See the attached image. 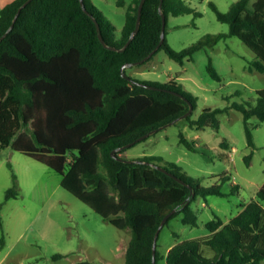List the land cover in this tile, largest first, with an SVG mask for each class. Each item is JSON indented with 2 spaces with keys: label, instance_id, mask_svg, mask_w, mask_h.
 <instances>
[{
  "label": "trees",
  "instance_id": "16d2710c",
  "mask_svg": "<svg viewBox=\"0 0 264 264\" xmlns=\"http://www.w3.org/2000/svg\"><path fill=\"white\" fill-rule=\"evenodd\" d=\"M26 1L15 0L0 11V38ZM85 3L100 23L106 42L123 48L137 27L141 0L129 7L120 32L91 0ZM160 3L146 0L140 30L124 52L105 48L81 0H33L0 42V156L11 147L47 165L62 176L64 189L106 222L131 231L126 264H153L155 236L166 215L177 210L165 226L181 214L185 225L198 226L194 200L227 197L223 185L231 180L224 174L206 187L160 156L123 158L130 162L113 158L118 148L185 115L191 104L196 110V98L176 80L162 84L133 78L156 88L148 89L122 76L125 64L142 61L158 48L163 28ZM119 5L124 6L125 1L119 0ZM211 7L219 21L229 25L228 34H209L182 51L174 50L166 38L158 51L165 50L184 65L197 52L237 37L257 57L249 70L264 73V0H239L227 13L213 3ZM163 11L166 35L171 16L194 13L182 0H164ZM207 70L213 79H222L212 59ZM257 95L256 105L245 102L208 108L198 119H193V112L181 122L198 131H219L220 115L235 109L244 115L248 142L254 147L250 120L264 121V89ZM180 142L190 151H199L184 132ZM125 151L117 152V157ZM246 159L250 162L252 154ZM14 178L7 200L19 196L15 174ZM239 189L233 186L231 194ZM260 201H264V184L256 199L241 204L236 216L228 221L216 216L209 222L208 235L176 244L165 258L157 244V264L162 259L166 264H264V207ZM2 208L0 204V211Z\"/></svg>",
  "mask_w": 264,
  "mask_h": 264
},
{
  "label": "rangeland",
  "instance_id": "374dc122",
  "mask_svg": "<svg viewBox=\"0 0 264 264\" xmlns=\"http://www.w3.org/2000/svg\"><path fill=\"white\" fill-rule=\"evenodd\" d=\"M15 0H0V11ZM92 4L118 28L126 22V14L134 0H91ZM194 13L171 16L167 40L176 51H182L209 34H228V24L219 21L211 7L227 13L239 0H182ZM212 59L221 80L213 79L207 67ZM255 54L237 37L222 40L212 49L195 54L192 61L172 59L165 50L156 53L146 65L131 66L128 75L142 81L162 84L176 80L197 102L193 119L204 110L226 108L233 103H257V91L264 89V73L251 72ZM143 71V73H142ZM255 146L251 147L244 115L232 110L220 115V130L198 131L178 122L157 131L121 153L122 158L160 156L176 163L190 177L212 186L227 174L230 182L223 185L227 197H199L192 207L198 226L185 225L183 214L166 225L159 238V254L167 256L176 244L209 234L207 225L219 216L228 221L239 212L241 204L256 199L264 184V121L250 120ZM184 132L195 141L199 151L193 152L180 142ZM223 142H225L223 144ZM235 149V150H234ZM252 159L247 162V157ZM18 198L7 200V192L15 185ZM239 192L231 194L233 186ZM264 207V201H260ZM0 264H126L131 231L121 230L106 222L89 205L62 187V176L47 165L5 148L0 156ZM160 264H166L165 259Z\"/></svg>",
  "mask_w": 264,
  "mask_h": 264
},
{
  "label": "water",
  "instance_id": "95a60500",
  "mask_svg": "<svg viewBox=\"0 0 264 264\" xmlns=\"http://www.w3.org/2000/svg\"><path fill=\"white\" fill-rule=\"evenodd\" d=\"M33 0H27L18 10L17 14H16V17L14 19V22L13 24L11 25V27L8 29V31L0 38V42L12 31V29L14 28V25H15V22L17 21L20 13L22 12V10L24 8H26ZM146 0H141V3H140V6H139V16H138V22H137V27L135 29V31L133 32V34L131 35L129 41L127 42V44L123 47V48H117L116 46H113L109 43L106 42L104 36H103V33H102V28H101V25L100 23L98 22L97 18H95L93 16L92 13H90L86 7V3H85V0H81V4H82V7L83 9L85 10V12L87 14H89L94 22L96 23L97 25V29H98V34H99V39L101 41V43L105 46V48L109 49V50H113V51H119V52H124L126 50V48L130 45V43L132 42V40L135 38V36L138 34L139 30H140V26H141V15H142V10H143V7H144V4H145ZM163 5H164V0H161V3H160V13H161V16H162V19H163V28H162V35H161V41H160V44L158 46V48L156 50H154L147 58H145L144 60L142 61H138V62H135V63H127L125 64L123 67H122V76L129 80L131 83L137 85V86H140V87H144V88H148V89H156L148 84H145L143 82H140L138 80H135L133 78H131L130 76L127 75V69L131 66H136V65H141L142 63H144L145 61H147L149 58H151L157 51L158 49L165 43L166 41V38H167V35H166V26H167V16L165 14V12L163 11ZM194 112V106L191 104L190 105V110L183 116L175 119L174 121H172L171 123L161 127L159 130H162L166 127H168L169 125H172V124H176L186 118H188L190 115H192V113ZM159 130H155L153 132H151L150 134L146 135V136H143L141 138H139L138 140H136L135 142H132L124 147H121V148H118L117 150H115L113 152V158L115 159H118V160H122V161H126V162H130L129 160H125L121 157H117L116 153L117 152H120V151H123L125 149H128L130 147H132L133 145H135L137 142L139 141H142L143 139L149 137L150 135H153L155 134L157 131ZM161 171L167 173V174H170L172 175L170 172H168V170H166L165 168L163 167H158ZM174 176V175H172ZM178 179V178H177ZM180 182L184 183L182 180L179 179ZM189 202H187L188 204ZM177 210H173L172 212H170L168 215H166V217L164 218V220L162 221L161 223V226L159 228V230L157 231L156 233V236H155V241H154V249H153V264H157L156 262V254H157V244H158V240H159V237H160V234L162 232V229L164 228L165 224L168 222V220L170 219V217L176 212Z\"/></svg>",
  "mask_w": 264,
  "mask_h": 264
},
{
  "label": "crops",
  "instance_id": "0c3cea01",
  "mask_svg": "<svg viewBox=\"0 0 264 264\" xmlns=\"http://www.w3.org/2000/svg\"><path fill=\"white\" fill-rule=\"evenodd\" d=\"M142 73H143V71H142ZM234 150H235V149H234ZM259 189H260V188H259ZM241 210H242V208L240 209V211H241ZM170 249H171V248H170ZM170 249H169V250H170Z\"/></svg>",
  "mask_w": 264,
  "mask_h": 264
}]
</instances>
